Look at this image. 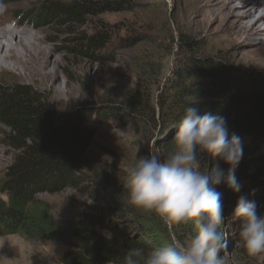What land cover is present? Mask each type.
<instances>
[{
	"label": "rangeland",
	"instance_id": "1",
	"mask_svg": "<svg viewBox=\"0 0 264 264\" xmlns=\"http://www.w3.org/2000/svg\"><path fill=\"white\" fill-rule=\"evenodd\" d=\"M97 1L113 2L121 9L65 26H59L60 21L55 18L43 20V13L36 12V7L27 3L4 0L7 8L1 12L11 17V24L19 20L18 28H29L27 36L34 40L39 54L47 52L61 92L53 98L52 92H42L34 84L15 81L10 73L2 71L0 88L34 92L61 112L73 105L75 112L81 113L79 124L90 134L89 167L83 171L84 184L90 187L67 188L54 194L42 192L36 196L38 205L58 227H67L85 213L106 211L102 188L109 182L118 188L115 199L127 204L121 187L124 167L136 156L147 155L150 149L161 160L171 150L163 143L175 131V125L166 127L175 115L167 99L174 91L183 65L189 66L190 48L193 47L196 58L222 60L231 81L245 78L247 72L264 77V69L237 63L240 53L252 47L250 44L229 47L220 43L219 31L223 26L209 14L210 8L204 0ZM241 1L233 0L230 8ZM97 28L110 36L105 49L99 54L78 53L77 44L100 30ZM202 82L194 79L186 85ZM162 98L167 100L163 113L159 109ZM132 105L134 110H130ZM247 142L244 139V145ZM12 154L11 149L0 144V184L6 167L12 162ZM209 161L210 156L205 155L202 161L205 170L207 166L211 168ZM235 175L242 185L241 193L255 201L259 213H264L260 210L262 201L258 199L264 193V177L262 182L253 184L236 172ZM220 192L224 206L220 230L227 240V249L220 255L225 257L226 264H264V252L250 255L236 243L238 223L232 213L241 193L229 188ZM0 197L5 195L0 193ZM132 207L138 218H129L148 224L162 243L171 239L187 242L194 234L191 222L173 225L169 230L154 213ZM72 251L58 241L32 239L21 233H0V264H64L63 257Z\"/></svg>",
	"mask_w": 264,
	"mask_h": 264
},
{
	"label": "trees",
	"instance_id": "2",
	"mask_svg": "<svg viewBox=\"0 0 264 264\" xmlns=\"http://www.w3.org/2000/svg\"><path fill=\"white\" fill-rule=\"evenodd\" d=\"M27 3L43 13V20L55 18L59 26L81 22L117 8L116 4L97 0H11ZM92 32L75 48L78 53L99 54L110 36L101 29ZM189 47V45H188ZM201 49V47H198ZM189 66L183 65L168 104L174 116L166 126L177 125L184 109L193 98L201 113L210 112L226 118L229 134L247 139L243 157L236 173L256 184L264 177V77L246 73L245 78L231 81L228 67L220 59L196 58L193 47L187 53ZM194 79L202 84L190 83ZM186 80V81H185ZM166 101H160V112ZM135 109L132 105L130 110ZM133 109V110H134ZM160 114V113H159ZM73 105L59 111L42 101L34 92L21 88H0V144L11 149L12 162L6 167L0 184V233L25 234L32 239L58 241L72 248L63 257L64 264H118L125 251L132 247L150 250L161 244L151 227L136 223L138 218L132 205L117 197L118 188L109 182L102 188L108 209L102 213H85L67 227H58L37 203L39 193H58L67 188L86 190L84 168L89 167L87 147L89 132L81 124ZM166 129V130H167ZM164 147L172 149V138ZM215 161L210 157V167ZM221 163V167L228 166ZM218 191L227 189L223 184ZM262 201L264 212V193ZM251 200V199H250ZM155 229L161 230L158 226ZM110 237V238H107ZM154 237V238H153ZM73 239L75 241H73Z\"/></svg>",
	"mask_w": 264,
	"mask_h": 264
},
{
	"label": "clouds",
	"instance_id": "3",
	"mask_svg": "<svg viewBox=\"0 0 264 264\" xmlns=\"http://www.w3.org/2000/svg\"><path fill=\"white\" fill-rule=\"evenodd\" d=\"M6 8L0 0V12ZM195 104L191 98L164 159L152 149L136 156L124 167L121 184L125 203L154 213L169 230L191 222L194 234L187 242L171 239L150 250L129 248L118 264H226L220 255L227 240L220 230L224 206L217 186L241 193L235 171L243 157L244 139L229 134L224 116L201 113ZM205 155L215 161L206 170ZM232 215L238 223V246L250 255L264 252V213L257 211L255 201L241 193Z\"/></svg>",
	"mask_w": 264,
	"mask_h": 264
},
{
	"label": "bare ground",
	"instance_id": "4",
	"mask_svg": "<svg viewBox=\"0 0 264 264\" xmlns=\"http://www.w3.org/2000/svg\"><path fill=\"white\" fill-rule=\"evenodd\" d=\"M204 1L209 14L223 26L220 43L252 46L240 53L237 63L264 69V0H242L232 9L233 0ZM244 5L247 7L240 9ZM18 23L11 24V17L0 12V71L10 73L15 81L34 84L42 92H52L56 98L61 91L47 52L39 54L34 40L27 36L29 28H18Z\"/></svg>",
	"mask_w": 264,
	"mask_h": 264
}]
</instances>
